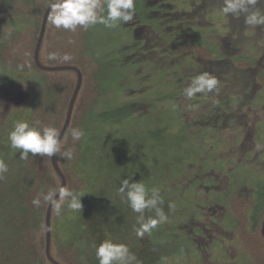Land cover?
Instances as JSON below:
<instances>
[{
  "label": "rangeland",
  "instance_id": "1",
  "mask_svg": "<svg viewBox=\"0 0 264 264\" xmlns=\"http://www.w3.org/2000/svg\"><path fill=\"white\" fill-rule=\"evenodd\" d=\"M135 7L131 22L86 32L99 68L98 99L83 119V209L53 216L57 243L74 246L83 264H98L95 246L105 239L126 243L140 264H264L262 250L260 260L241 253V229L231 231L240 221L220 206H228L231 194L250 196L247 226L257 234L253 224L264 213V198L257 211L264 189V84L258 77L264 74V25L245 24L243 14L223 16V0H136ZM256 7L264 11V0ZM8 9L0 0V46L7 23L15 29L30 21ZM195 45L216 59L199 58ZM244 59L253 65L238 67ZM205 71L220 81L219 93L186 98L183 89ZM39 73L0 66V152L16 151L8 134L14 122L26 120ZM132 173L160 188L169 217L142 238L134 231L138 214L117 194L121 178Z\"/></svg>",
  "mask_w": 264,
  "mask_h": 264
},
{
  "label": "trees",
  "instance_id": "2",
  "mask_svg": "<svg viewBox=\"0 0 264 264\" xmlns=\"http://www.w3.org/2000/svg\"><path fill=\"white\" fill-rule=\"evenodd\" d=\"M5 2L9 5L8 11L28 14L30 21L15 29L8 23L5 25L4 39L7 41L1 42L0 66L8 70L36 69L40 72V82L31 87L34 99L25 119L30 123L39 122L61 130L76 83L77 72L73 69L43 70L35 63L34 49L48 0H5ZM86 32L81 28H77L75 32L56 29L48 19L38 55V60L43 65L74 66L82 75L69 125L61 138L62 148H71L73 158L70 160L55 158L66 179V186L74 191H80L84 186V181L80 176L82 173H79L81 171L78 168L83 159L84 137L74 142L70 132L72 128L84 129L83 119L86 112L98 99L96 76L99 66L97 60L89 52ZM195 47L199 58L212 59L215 57L204 46L195 45ZM50 52L57 53L56 60L49 59ZM65 54L70 55L69 61L62 59ZM253 63L252 59L251 62H246L244 59L238 61L236 65L248 67ZM258 77L264 84V74L261 73ZM0 156L9 167L8 173L0 179V264H54L45 254L47 205L42 203L39 208H36L31 201L41 189L47 191L49 188H59L61 177L54 169L51 159L47 157L29 155L27 160H21L18 150L11 153L0 152ZM263 194L264 189L259 200L264 197ZM228 202L227 212L234 214L235 211L240 221V225L232 226V229L234 233L237 232V228L241 229L240 235L239 232L237 234L245 244L243 250L239 248L241 253L250 252L254 256L257 254V259L260 260L261 250L264 252V237L261 229L258 228L257 234L254 235L247 226L249 221L247 212L254 204L253 200L250 196L244 198L235 193L228 196ZM178 210L183 212L181 208ZM54 215L55 211L52 209L51 219ZM53 231L51 227L50 255L60 264H83L75 255V247L60 246V243H57L59 238L54 235Z\"/></svg>",
  "mask_w": 264,
  "mask_h": 264
},
{
  "label": "clouds",
  "instance_id": "3",
  "mask_svg": "<svg viewBox=\"0 0 264 264\" xmlns=\"http://www.w3.org/2000/svg\"><path fill=\"white\" fill-rule=\"evenodd\" d=\"M135 2L136 0H48L47 15L56 29L68 32H75L77 28L87 31L98 24L113 29L134 19ZM258 2L259 0H223L220 13L225 17L243 14L245 24L264 25V11L256 7ZM49 59L56 60L57 53L50 52ZM62 59L69 61L71 57L65 54ZM219 84L220 81L215 75L205 71L191 79L188 86L183 89V95L191 99L198 93L218 94ZM70 135L74 142L80 141L85 136V131L83 128H72ZM61 136V130L55 126L17 120L8 134V140L10 148L18 150L21 160H27L29 155L70 160L73 158V150L62 148ZM257 150H260L259 145ZM8 171V164L0 158V179H3ZM84 194L67 186L49 188L47 191L41 189L31 203L36 208L43 203L54 209L57 217H61L66 209L81 212L83 209L81 198ZM117 194L134 213L138 214L136 217L138 226H134L137 237L150 235L159 225L168 221L160 188L147 187L142 180L133 179V173L121 178ZM167 207L171 212L175 209V204L169 202ZM95 256L98 264H140L136 254L126 243L112 239H105L95 246Z\"/></svg>",
  "mask_w": 264,
  "mask_h": 264
},
{
  "label": "water",
  "instance_id": "4",
  "mask_svg": "<svg viewBox=\"0 0 264 264\" xmlns=\"http://www.w3.org/2000/svg\"><path fill=\"white\" fill-rule=\"evenodd\" d=\"M48 11L49 9H46L42 18V22H41V27H40V31H39V35L37 38V42L35 45V49H34V60L36 65L43 70H48V71H54V70H65V69H73L77 72V79H76V83L74 86V89L72 91L70 100H69V104H68V108H67V112H66V117L64 120V124L61 128V135L63 136L68 125H69V121H70V117H71V113H72V109L74 106V102L76 100L79 88L81 86V81H82V75L80 73V71L74 67V66H69V65H56V66H46L43 65L39 62L38 60V55H39V50H40V46L42 43V39L44 36V32H45V28H46V23L48 20ZM61 136V138H62ZM52 164L54 169L56 170V172L58 173V175L61 177V185L60 186H66V179L63 175V173L61 172L55 157L51 159ZM51 208H49V206H47V210H46V214H45V233H46V238H45V254L46 257L48 258L49 261L53 262L54 264H60L58 261H56L51 255H50V239H51ZM261 234L264 237V218L262 220L261 223Z\"/></svg>",
  "mask_w": 264,
  "mask_h": 264
},
{
  "label": "flooded vegetation",
  "instance_id": "5",
  "mask_svg": "<svg viewBox=\"0 0 264 264\" xmlns=\"http://www.w3.org/2000/svg\"><path fill=\"white\" fill-rule=\"evenodd\" d=\"M3 1H5V0H3ZM263 196H264V194H263ZM264 198V197H263ZM263 198L261 197L260 198V202L257 204V207H258V209H257V211L262 207V205H263ZM220 206H222V207H224L225 209V211H228L227 209L228 208H226V205L225 204H222V205H220ZM263 216L260 218V220H258L255 224H253V225H256L258 228H260L261 229V223H262V220H263V218H264V213L262 214ZM231 231H232V233L234 234V230L231 228ZM251 231V230H250Z\"/></svg>",
  "mask_w": 264,
  "mask_h": 264
},
{
  "label": "crops",
  "instance_id": "6",
  "mask_svg": "<svg viewBox=\"0 0 264 264\" xmlns=\"http://www.w3.org/2000/svg\"><path fill=\"white\" fill-rule=\"evenodd\" d=\"M219 61V60H218ZM252 66V65H251ZM251 66H248V67H251Z\"/></svg>",
  "mask_w": 264,
  "mask_h": 264
}]
</instances>
